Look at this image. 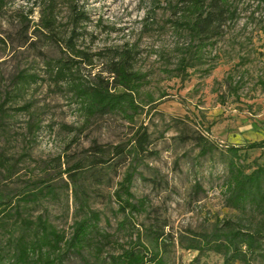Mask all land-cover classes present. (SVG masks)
I'll use <instances>...</instances> for the list:
<instances>
[{"label": "rangeland", "instance_id": "1", "mask_svg": "<svg viewBox=\"0 0 264 264\" xmlns=\"http://www.w3.org/2000/svg\"><path fill=\"white\" fill-rule=\"evenodd\" d=\"M179 1L7 0L0 14V155L5 160L0 167V193L13 197L11 212L19 204L20 213L17 222L13 215L0 230L6 256L1 264L13 262L8 240L22 233L20 220L37 223L42 217L67 241L77 222L91 212L100 214V229L111 238L110 243L103 241L100 258L105 264L110 256L135 246L138 238L149 249L155 248L148 235L155 223L167 225V264H223L221 255H200L183 246L228 220L237 221L224 195L228 149L264 141V0H230L233 16L227 17L212 45L203 49L201 62L185 75L178 71L181 60L199 49L198 41L173 15ZM50 4L64 40L74 28V8L89 18L79 24L78 50L98 56L94 66H77L76 81L92 85L94 75L103 71L116 51L132 52L134 69L146 76L136 98L144 112L134 122L122 114L86 121L68 78L58 80L53 73L59 60L80 59L36 30ZM26 27L36 41L33 47L23 43L21 32ZM22 75L31 78L20 87ZM141 126L151 135V153L140 163L131 192L145 207L130 215L128 229L120 230L125 215L119 211L116 194L128 165L92 170L82 176L77 189L64 171L81 159L90 167L87 150L93 142L123 144ZM198 134L216 146L204 157L195 141L178 139ZM240 155L236 160L248 171L264 165V150ZM51 185L54 194L47 193ZM197 186L202 188L199 194ZM41 189L37 200L19 202ZM27 233L32 238L33 233ZM60 247L54 257H62L63 264H103L91 248L77 253L67 252L64 243ZM251 264L264 260L254 259Z\"/></svg>", "mask_w": 264, "mask_h": 264}, {"label": "trees", "instance_id": "2", "mask_svg": "<svg viewBox=\"0 0 264 264\" xmlns=\"http://www.w3.org/2000/svg\"><path fill=\"white\" fill-rule=\"evenodd\" d=\"M6 3L7 0H0V14ZM230 5V0H180L175 5L173 15L178 21L177 24L188 29L192 37L198 41L199 49V52L192 53L189 59L181 60L178 68L180 73L185 75L189 68L200 63L203 49L212 45V41L221 35L227 17H232L234 14L233 11L231 12ZM72 14L74 28L67 40L59 37L54 6L51 4L44 10L41 22L36 28L37 31L49 37L58 48L69 51L80 59L78 62L74 58L56 62L53 67L55 77L58 80L68 78L73 96L81 102V110L87 122L107 114H122L127 120L134 122L135 117L144 112V108L137 103L136 98L142 93L146 76L134 69L132 52L125 50L116 51L109 57L103 71H98L94 75L92 85L76 81L77 66H94V58L98 55L78 50V41L82 37V34L78 32L79 24L87 23L89 18L86 13L78 12L76 8L73 9ZM29 31L30 27H26L24 32H21L24 38L23 43L25 46L33 47L36 41L30 37ZM48 66L51 67V62ZM105 74L108 76L104 77ZM29 78L31 77L22 75L20 87L27 84ZM148 97L151 103L154 102L153 97ZM178 139H181L183 143L195 141L203 157L216 149V146L201 134L195 137L183 135ZM151 144V135L144 126L138 128L132 138L123 144L104 146L93 142L87 150L91 159L90 167L85 164V159H81L67 168L64 175L69 176V183L77 189L82 176L92 170H102L108 165L116 167L128 165L116 194L119 211L125 215L124 220L119 224V229L126 230L130 225V215L141 213L145 207L143 200H135L131 189L140 163L151 153ZM249 150H264V141L228 149V155L231 158L228 162L229 177L225 184L224 195L227 207L238 216L237 221L228 220L214 227L210 234H200L198 236L200 239L192 238L183 246L184 249L198 251L200 255L206 252L221 255L224 259L223 264H251L254 259L264 260V165L248 171L236 160L241 158L242 151ZM4 163L5 160L0 155V167ZM92 175L96 176L95 173ZM46 189L48 194L55 192L53 185ZM201 191L202 188L197 186L196 194ZM43 192L41 189L37 193L24 195L19 202L37 200ZM12 201L13 197L0 193V230L14 217L13 215L16 217L15 222L18 220L20 206L18 204L14 208L15 213L12 214ZM100 220L99 213L91 212L87 218L77 222L72 237L65 241L64 235L42 217L37 223L22 219L19 222L22 233L18 238H15L13 234L8 240L13 259L10 264H56V262L63 264L62 257L60 260L54 257L61 249L62 243L65 244L67 252L81 253L87 248L93 249L96 261L100 263L104 242L111 241L108 234L102 233L99 226ZM166 227V224L155 223L149 228V239L151 243H154L155 248L149 249L138 238L135 246L122 249L121 253L110 256L108 264H167L164 254L168 253L170 244H167L165 239ZM27 232L33 233L32 238ZM3 252L0 239V264L6 258ZM101 262L106 263L104 259Z\"/></svg>", "mask_w": 264, "mask_h": 264}]
</instances>
